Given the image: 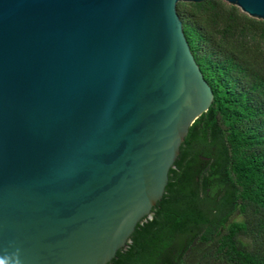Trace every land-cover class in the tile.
Instances as JSON below:
<instances>
[{"label": "water", "instance_id": "water-1", "mask_svg": "<svg viewBox=\"0 0 264 264\" xmlns=\"http://www.w3.org/2000/svg\"><path fill=\"white\" fill-rule=\"evenodd\" d=\"M202 1L0 0V264L126 246L213 101L177 11Z\"/></svg>", "mask_w": 264, "mask_h": 264}, {"label": "trees", "instance_id": "trees-1", "mask_svg": "<svg viewBox=\"0 0 264 264\" xmlns=\"http://www.w3.org/2000/svg\"><path fill=\"white\" fill-rule=\"evenodd\" d=\"M177 6L213 101L108 264H264V21L222 0Z\"/></svg>", "mask_w": 264, "mask_h": 264}]
</instances>
